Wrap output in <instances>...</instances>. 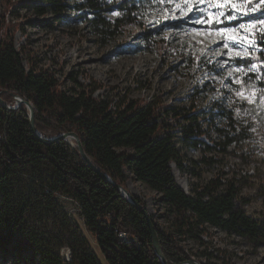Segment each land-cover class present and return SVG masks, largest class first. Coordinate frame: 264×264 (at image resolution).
I'll return each instance as SVG.
<instances>
[{"label": "trees", "instance_id": "trees-1", "mask_svg": "<svg viewBox=\"0 0 264 264\" xmlns=\"http://www.w3.org/2000/svg\"><path fill=\"white\" fill-rule=\"evenodd\" d=\"M154 4L155 0H41L9 3L1 11L0 97L8 105L16 104V96L31 101L36 128L44 137L76 133L92 163L113 183L82 158L75 140L40 139L25 104L10 110L0 103V264H8L11 258L14 264H103L79 225L67 215L57 233L44 228L43 220L39 224L31 220L40 214L54 215L58 202L65 199L76 204L107 264H164L155 252L146 216L117 187H126L127 171L161 194L159 202L171 216L166 229L153 222L168 264H190L192 260L236 264L226 251L217 249L214 254L206 249L195 255L179 240L189 236L204 244L199 234L210 228L264 245V216L249 215L245 207L250 199L241 196L242 180L249 175L240 178L229 172L233 177L223 180L228 173L219 171L208 181L189 183L187 192L177 183L172 167L184 171L187 166L191 176L202 180L180 146L227 153L230 146L246 141L247 130L236 125L232 110L215 104L209 111L192 107L173 112L159 99L95 96L101 88L97 81L82 83L76 70L61 78L59 69L39 67L27 50H18L15 36L20 25L6 18L12 8L26 5L38 16L71 22L76 17L69 11L76 10L103 43L116 40L130 24L139 26L147 41L156 31L139 20ZM112 9L121 16L110 19L106 14ZM261 44L263 52L257 57L264 60L262 39ZM205 120L207 125H203ZM200 162L212 164L214 159L203 157L193 163ZM25 177L31 180L28 191L23 187ZM136 200L145 206L142 199ZM65 246L71 251L69 260L60 253ZM218 254L225 257L218 259Z\"/></svg>", "mask_w": 264, "mask_h": 264}, {"label": "rangeland", "instance_id": "rangeland-1", "mask_svg": "<svg viewBox=\"0 0 264 264\" xmlns=\"http://www.w3.org/2000/svg\"><path fill=\"white\" fill-rule=\"evenodd\" d=\"M20 1L41 0H0V13L9 3ZM106 1L109 3V0ZM172 7L174 5L154 4L149 12L141 17L140 23L156 31V36L147 41L140 35L139 26L130 24L116 40L103 43L88 29L87 24L78 18L80 12L76 10L69 11L72 17H76V20L71 22L66 20L57 22L51 17L52 15L38 16L30 6L26 5L12 8V12L8 13L6 18L15 25H20L15 36L18 50L22 48L27 50L32 57H35L39 67L59 69L58 76L61 78L68 72L76 70L79 71V80L82 83L89 84L90 79L97 81L101 88L95 92V96H107L111 100L123 96L150 101L159 99L173 112H184L192 107L209 111L215 104L232 110L236 125L246 129L249 138L238 146H230L227 153L219 150L208 151L204 147L194 150L180 146L182 154L196 167V173L202 177V180L195 175L191 176L187 166L186 170L180 171L173 165L175 179L187 192H190L188 190L193 182L208 181L219 171L225 170L228 177H233L229 172L231 174L236 172L241 178L243 174L241 175L240 172L249 169L247 171L249 177L242 180L241 196L250 199L245 207L247 213L253 217H262L264 216V60L257 57L259 52H263L261 34L257 32L254 36H248L245 41H241L240 36L244 35L241 30L233 41H229L230 46H234L233 51L239 52L240 55L228 56L227 49H224L221 55L208 54V49L212 50L216 44L223 41L217 40L216 43H211L212 38L201 34L195 37L198 41L204 37L202 40L205 46L201 47L199 44H193V38L184 39L182 32L184 26L195 25L191 22L195 8L193 13L188 14V18L163 20V16L169 13L158 9ZM210 11L215 12L216 9ZM114 12L119 11L112 9L106 15L110 19L121 16L120 12V15H114ZM172 14L180 15L179 10ZM46 18H48L46 23L40 22ZM156 19H161L162 22L154 25ZM248 19L250 17L243 18V20ZM240 22L238 20L230 23L236 25ZM195 28L203 29L207 28V25H197ZM252 39L256 41V48H252L251 44L247 43ZM253 64L256 65V70L248 71ZM233 67L243 68L244 72H232L229 76V71ZM234 79L239 80L240 83L233 82ZM238 92H242L243 97L253 93L255 95L249 103L248 99L237 95ZM207 124V120L203 121V125ZM210 130L213 133V130ZM203 139L212 145L206 138ZM203 157L213 158L214 162L212 164L200 162L196 165L193 163ZM126 174L128 180L125 188L144 201L155 224L160 228L169 227L171 216L166 213L165 205L159 202L161 194L138 182L132 173L127 171ZM23 182L24 189L28 191L31 188L30 178H23ZM37 187L41 188V185ZM58 203L54 215L47 217L40 214L38 217H32L31 220L37 224L43 220L41 224L44 228L53 229L57 233L61 219L67 215L72 223L79 225L102 263L107 264L96 239L84 226L76 204L67 199ZM199 235L204 244L197 238L189 236L179 240L185 249L195 255L206 249L208 253L214 251L213 253L217 254V249H220L226 251L233 263L264 264V245L256 246L234 234L230 235L215 228H210L207 233ZM60 253L66 258L71 257L68 246L63 247ZM223 257L224 254H218V259ZM198 260L205 262L204 258ZM8 264H14V259L11 258Z\"/></svg>", "mask_w": 264, "mask_h": 264}, {"label": "snow or ice", "instance_id": "snow-or-ice-1", "mask_svg": "<svg viewBox=\"0 0 264 264\" xmlns=\"http://www.w3.org/2000/svg\"><path fill=\"white\" fill-rule=\"evenodd\" d=\"M155 2L160 5H174L171 9H158V11L169 13L163 16V20H179L180 17L188 18V14L193 13L195 8L191 22L196 25H207V28L184 29V31L211 37V43L222 40L223 44L221 47L212 49V52L216 55H221L224 49L228 50V56L240 55L239 52L233 51L234 46H230L229 41L235 39L241 30L244 32V35L240 36L241 41H245L248 36H254L257 32L261 34V39L264 40V0H155ZM109 3H111V0H109ZM210 9H216V11L213 12ZM177 10H179L180 15H173L172 13ZM200 13L203 15H199ZM257 13L259 15H256ZM113 14L120 15L119 12H114ZM244 17H250V19L243 20ZM238 20L241 22L236 25L230 23ZM161 22V19H156L154 25H159ZM247 43H250L252 48H256L255 39L249 40ZM241 47L243 48V44H241ZM255 70V64L248 69V71ZM237 71L244 72V69L233 67L229 71V76L232 75V72ZM233 82L240 83L236 79ZM221 84H223V80H221ZM237 95L248 99V102L251 103L255 93L248 97H243L242 92H238Z\"/></svg>", "mask_w": 264, "mask_h": 264}, {"label": "water", "instance_id": "water-1", "mask_svg": "<svg viewBox=\"0 0 264 264\" xmlns=\"http://www.w3.org/2000/svg\"><path fill=\"white\" fill-rule=\"evenodd\" d=\"M0 94H1V92H0ZM15 99H16V104L15 105H8L1 97H0V103L4 107H6L7 109H10V110H15L18 107H20L22 104H25L26 107L29 110V117H30V123H31L32 129H33L34 133L40 139L44 140L45 142H53V141H58V140H68V141L69 140H75V142L77 143V147H78V149L80 151V154H81L82 158L93 169L98 171L106 180H108L109 182L113 183L111 177H109L107 174L101 173L97 169V167L92 163V161L90 160V158L88 157V155L85 152V149H84V146H83V143H82L81 139L79 138V136L76 133L68 132V133H63V134H61L59 136H54V137H51V138L44 137L36 128V124H35V108H34L33 103L31 101L27 100L26 98H21V97H18V96H16ZM117 187L119 188L121 193L125 196V198L130 203L135 205L139 210H141L144 213V215L146 216L147 222H148V226H149V228L151 230V233H152V236H153V244H154L155 252H156L157 256L161 258V260L163 261L164 264H168V262L166 261V259L163 256L162 249L160 247V242H159V239H158V236H157V232H156L155 227H154V223H153V221H152V219L150 217V213L148 212L146 206H143L142 204H140L136 200V196H134L132 193H130L126 188H124L122 186H118V185H117ZM188 263H190V264H199L195 260H192V261H190Z\"/></svg>", "mask_w": 264, "mask_h": 264}, {"label": "bare ground", "instance_id": "bare-ground-1", "mask_svg": "<svg viewBox=\"0 0 264 264\" xmlns=\"http://www.w3.org/2000/svg\"><path fill=\"white\" fill-rule=\"evenodd\" d=\"M192 27L195 28V27H197V25L195 24V25H191V26L188 27V25L186 24V26H184V29H192ZM184 29L182 30V32L184 33V34H183L184 39H188V38L190 37L191 39H192V38L194 39V40H193V44H195V45H198V44H199V46H201V47L205 46V43H204V41L202 40L204 37H201L199 41H198V40H195V37H198V35H196V33H193V32H191V31L185 32ZM210 38H211V37H210ZM230 41H233V40H230ZM222 44H223V42H221L220 44H216V45L214 46V48L221 47ZM207 53H208V54H211V53H213V52H212L211 49H208V50H207ZM220 58H221V56H219V59H220ZM248 170H249V169H247V171H248ZM247 171H241L240 174L242 173L243 175H249V172H247ZM242 174H241V175H242ZM252 174H254V173L252 172ZM228 176H229V175H227V174H226V176H222L223 180H225L226 178H228Z\"/></svg>", "mask_w": 264, "mask_h": 264}, {"label": "built area", "instance_id": "built-area-1", "mask_svg": "<svg viewBox=\"0 0 264 264\" xmlns=\"http://www.w3.org/2000/svg\"><path fill=\"white\" fill-rule=\"evenodd\" d=\"M68 257V256H67ZM68 259H70V257H68Z\"/></svg>", "mask_w": 264, "mask_h": 264}]
</instances>
